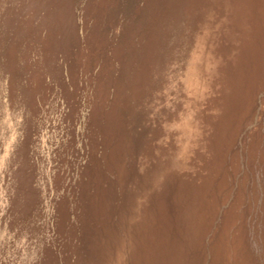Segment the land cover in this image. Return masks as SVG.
Masks as SVG:
<instances>
[{
	"label": "rangeland",
	"instance_id": "obj_1",
	"mask_svg": "<svg viewBox=\"0 0 264 264\" xmlns=\"http://www.w3.org/2000/svg\"><path fill=\"white\" fill-rule=\"evenodd\" d=\"M0 264H264V0H0Z\"/></svg>",
	"mask_w": 264,
	"mask_h": 264
}]
</instances>
